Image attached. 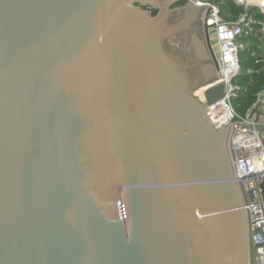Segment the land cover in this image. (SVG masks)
Masks as SVG:
<instances>
[{
	"label": "water",
	"instance_id": "water-1",
	"mask_svg": "<svg viewBox=\"0 0 264 264\" xmlns=\"http://www.w3.org/2000/svg\"><path fill=\"white\" fill-rule=\"evenodd\" d=\"M197 1L0 0V264H249Z\"/></svg>",
	"mask_w": 264,
	"mask_h": 264
},
{
	"label": "built area",
	"instance_id": "built-area-1",
	"mask_svg": "<svg viewBox=\"0 0 264 264\" xmlns=\"http://www.w3.org/2000/svg\"><path fill=\"white\" fill-rule=\"evenodd\" d=\"M223 1H197L198 6L208 5L205 42L224 89L206 109L217 127L231 125L228 151L247 217L249 264H264V89L244 113L233 105L244 89L236 81L242 72L241 51L253 45L256 63L264 62V0H234L244 6L235 19L223 16Z\"/></svg>",
	"mask_w": 264,
	"mask_h": 264
},
{
	"label": "trees",
	"instance_id": "trees-1",
	"mask_svg": "<svg viewBox=\"0 0 264 264\" xmlns=\"http://www.w3.org/2000/svg\"><path fill=\"white\" fill-rule=\"evenodd\" d=\"M186 3V2H184ZM222 14L227 19L237 18L244 10V6L234 0H225L221 3ZM154 14L157 10L153 11ZM256 47L250 45L241 51L242 72L236 81L244 86L240 95L233 100V105L240 113H244L250 105L255 102L259 92L264 89V62L256 63V57L252 51ZM253 70V73H250Z\"/></svg>",
	"mask_w": 264,
	"mask_h": 264
},
{
	"label": "flooded vegetation",
	"instance_id": "flooded-vegetation-1",
	"mask_svg": "<svg viewBox=\"0 0 264 264\" xmlns=\"http://www.w3.org/2000/svg\"><path fill=\"white\" fill-rule=\"evenodd\" d=\"M185 4L186 3H178V4L174 5L171 8V13H170V16H169V22H175V21H177L178 19H180L183 16ZM194 31L199 33V36L201 37V39L205 43L207 54H208V57H209V62H211L209 51H208V47H207V44L205 42V36H204V32H203V25H202V21L200 20V18L196 19V21L192 24V29L191 30L182 31V32H180L178 34H181V33L185 34L184 35L185 36L184 37V43L188 42L191 45V55H190V57L188 56L187 61L189 62V60H191V68L190 69L193 70V68H196V71H198V74H196L197 78H194L195 81H199V80L205 81L204 80L205 76H204V73L202 71V65L204 64V61H202L201 59H198L196 57V54L194 52L193 45H192V42H191V34ZM172 36L174 38L175 36H177V34H174ZM171 37L164 40V45H165V43L168 40H171Z\"/></svg>",
	"mask_w": 264,
	"mask_h": 264
},
{
	"label": "bare ground",
	"instance_id": "bare-ground-1",
	"mask_svg": "<svg viewBox=\"0 0 264 264\" xmlns=\"http://www.w3.org/2000/svg\"><path fill=\"white\" fill-rule=\"evenodd\" d=\"M250 1H254V0H250ZM255 1H258V0H255ZM259 2H261V0H259Z\"/></svg>",
	"mask_w": 264,
	"mask_h": 264
}]
</instances>
